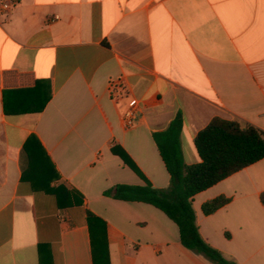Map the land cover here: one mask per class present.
Wrapping results in <instances>:
<instances>
[{
	"label": "crops",
	"instance_id": "1",
	"mask_svg": "<svg viewBox=\"0 0 264 264\" xmlns=\"http://www.w3.org/2000/svg\"><path fill=\"white\" fill-rule=\"evenodd\" d=\"M15 1L0 14V264H94L87 212L106 223L108 264H213L158 209L103 195L144 184L110 148L163 189L152 134L177 113L187 165L215 117L264 130V0ZM261 192L264 159L192 199L202 239L236 264H264Z\"/></svg>",
	"mask_w": 264,
	"mask_h": 264
},
{
	"label": "trees",
	"instance_id": "2",
	"mask_svg": "<svg viewBox=\"0 0 264 264\" xmlns=\"http://www.w3.org/2000/svg\"><path fill=\"white\" fill-rule=\"evenodd\" d=\"M47 100L35 112H40ZM182 117H174L167 128L152 134L160 158L169 175L166 188L152 187L134 161L118 145L110 151L117 156L142 181L143 185L117 184L106 190L103 195L115 200L140 202L161 211L178 228L181 245L194 253L204 256L213 264H236L225 259L215 248L207 244L200 236L192 207L193 197L231 176L232 174L264 159V130L238 120L213 118L200 130L194 140L199 162L185 164L180 148ZM53 193V190H46ZM72 205H81L77 197H83L72 191ZM264 205V192L259 195ZM229 199L218 196L201 206L204 215L213 214L228 204ZM94 254V264L100 257L101 264H108L106 223L92 213H86ZM98 251V254H97Z\"/></svg>",
	"mask_w": 264,
	"mask_h": 264
},
{
	"label": "built area",
	"instance_id": "3",
	"mask_svg": "<svg viewBox=\"0 0 264 264\" xmlns=\"http://www.w3.org/2000/svg\"><path fill=\"white\" fill-rule=\"evenodd\" d=\"M15 0H0V14H6L11 11L15 4ZM115 88V82H110L109 89L113 93ZM138 103L136 101L131 102L129 108L126 110L122 117L123 126L126 129L132 128L136 123V113L138 111Z\"/></svg>",
	"mask_w": 264,
	"mask_h": 264
}]
</instances>
